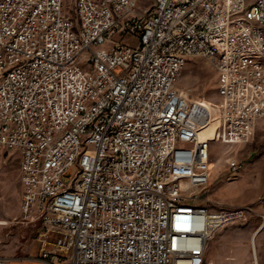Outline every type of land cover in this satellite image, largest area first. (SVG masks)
Listing matches in <instances>:
<instances>
[{"label": "built area", "instance_id": "obj_1", "mask_svg": "<svg viewBox=\"0 0 264 264\" xmlns=\"http://www.w3.org/2000/svg\"><path fill=\"white\" fill-rule=\"evenodd\" d=\"M135 3L0 0V149L39 264H210L238 216L206 206L199 133L212 119L245 144L264 120V0ZM192 59L215 74L212 114L176 87Z\"/></svg>", "mask_w": 264, "mask_h": 264}, {"label": "rangeland", "instance_id": "obj_2", "mask_svg": "<svg viewBox=\"0 0 264 264\" xmlns=\"http://www.w3.org/2000/svg\"><path fill=\"white\" fill-rule=\"evenodd\" d=\"M153 3L154 0H137L135 8L146 11ZM176 87L194 103L202 100L214 104L218 99L215 74L199 59L188 62ZM209 156L216 168L211 171V184L204 195V199L208 200L206 206L209 211L238 216L228 220L212 236L205 259L216 261V264H252L249 233L258 227L261 222L259 213L264 211V120L257 122L250 140L245 144L212 142ZM234 167L237 169L233 170ZM222 185L235 186L234 195L219 198L216 191ZM19 201L18 159L0 149V222L6 223L0 226V256L7 259V264H37L40 245L36 239L39 230L21 223ZM260 243H264V239Z\"/></svg>", "mask_w": 264, "mask_h": 264}, {"label": "crops", "instance_id": "obj_3", "mask_svg": "<svg viewBox=\"0 0 264 264\" xmlns=\"http://www.w3.org/2000/svg\"><path fill=\"white\" fill-rule=\"evenodd\" d=\"M214 167L216 168V166H214V164H211V168L214 169ZM210 181H211V179H210ZM210 184H211V182H210ZM210 184H209V187H210ZM235 191H236V189H235V186H233V185L232 186L231 185H222V186H219V188L216 191V194L219 198H227V197H232V195H234ZM211 212H214V211H211ZM216 212H220V211H216ZM259 214H260L259 217L261 220V215H264V211L259 213ZM223 226L224 225L220 226L215 231V233L217 234L220 231V229H222ZM260 226H262V229L255 236L254 240H255L256 249H257L258 261H260L259 264H264V243H260V241H263V239H264V223L262 222V220H261L260 224L258 225V227H260ZM258 227L252 229L251 232L249 233L250 234L249 242H251L252 237L254 235V232L257 230ZM250 250H252V249H250ZM31 251L34 253V250H31ZM0 258L5 259L6 264H7V259L4 256H0ZM251 259H252V256H251ZM215 262L216 261H213V260L210 261L211 264H216ZM37 264H39V263H37Z\"/></svg>", "mask_w": 264, "mask_h": 264}, {"label": "bare ground", "instance_id": "obj_4", "mask_svg": "<svg viewBox=\"0 0 264 264\" xmlns=\"http://www.w3.org/2000/svg\"><path fill=\"white\" fill-rule=\"evenodd\" d=\"M185 96V95H184ZM186 97V96H185ZM197 106L200 107V110L203 112H208L210 114L213 113V104L210 102L205 101H198L195 103ZM203 126L200 129L199 136L202 140L212 141L214 142V131L216 127V122H214L212 119L208 120L207 122H203ZM6 223L0 222L1 225H5ZM262 226H260L255 232L252 237V240L250 242L251 247V256H252V264H259L260 261H258V255H257V249L255 244V236L261 231ZM210 263V262H209ZM211 264V263H210Z\"/></svg>", "mask_w": 264, "mask_h": 264}]
</instances>
